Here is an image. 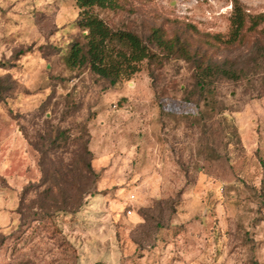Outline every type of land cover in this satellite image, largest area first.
<instances>
[{"label":"rangeland","instance_id":"rangeland-1","mask_svg":"<svg viewBox=\"0 0 264 264\" xmlns=\"http://www.w3.org/2000/svg\"><path fill=\"white\" fill-rule=\"evenodd\" d=\"M118 1L94 13L144 40L178 36L240 78L213 83L211 108L191 61L152 44L111 87L65 62L82 34L74 0H0V264H264V36L210 43L233 0ZM239 2L264 15V0ZM84 143L80 208L33 215L63 204L43 198L51 162L72 160L77 178Z\"/></svg>","mask_w":264,"mask_h":264},{"label":"trees","instance_id":"trees-1","mask_svg":"<svg viewBox=\"0 0 264 264\" xmlns=\"http://www.w3.org/2000/svg\"><path fill=\"white\" fill-rule=\"evenodd\" d=\"M74 1L79 9L75 24L82 34L81 40L77 39L70 43L65 62L72 68L87 67L93 74L107 80L111 87L138 72L144 60L148 61L156 56L151 48L152 44L164 53V57L180 56L191 61L195 70L194 92L198 100L202 99L206 106L211 107L208 93L217 79L236 81L240 78L237 69L228 66L226 60L219 62L211 56L198 55L196 52L190 51L178 36L167 38L160 28H154L148 38L144 40L132 30L111 27L94 13V8L109 10L119 8L118 0ZM253 32L264 36V15H249L239 0H233L227 31L224 34H212L210 43L217 48L222 45L232 49L243 42L247 33ZM258 54L264 58V45L259 47ZM79 153H81L82 163H84L83 156L90 154L85 143ZM70 161L72 162V160ZM71 162H51L52 169L49 175L53 180V186L44 190L43 198L61 194L63 204H58L59 206L45 205L42 212H35L33 215L47 218L50 217L51 211L57 210L74 214L80 208L83 196L87 191L86 185L81 183L83 178L92 174V170L89 162L84 163L81 168L77 167L76 178L75 172L72 174ZM76 179L77 185L70 187ZM71 192L74 193V199L70 202L67 199L69 198L68 193Z\"/></svg>","mask_w":264,"mask_h":264},{"label":"built area","instance_id":"built-area-1","mask_svg":"<svg viewBox=\"0 0 264 264\" xmlns=\"http://www.w3.org/2000/svg\"><path fill=\"white\" fill-rule=\"evenodd\" d=\"M127 212H128V213H131V210L129 209V210H127Z\"/></svg>","mask_w":264,"mask_h":264}]
</instances>
